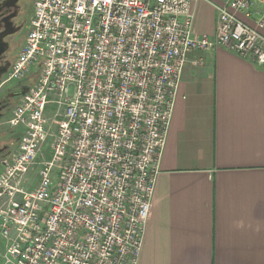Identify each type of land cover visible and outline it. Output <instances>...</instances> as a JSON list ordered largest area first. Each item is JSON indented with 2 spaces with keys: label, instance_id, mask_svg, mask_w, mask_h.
<instances>
[{
  "label": "built area",
  "instance_id": "1",
  "mask_svg": "<svg viewBox=\"0 0 264 264\" xmlns=\"http://www.w3.org/2000/svg\"><path fill=\"white\" fill-rule=\"evenodd\" d=\"M34 0L5 82L26 80L0 157L2 264H138L191 51L264 67V0Z\"/></svg>",
  "mask_w": 264,
  "mask_h": 264
},
{
  "label": "crops",
  "instance_id": "2",
  "mask_svg": "<svg viewBox=\"0 0 264 264\" xmlns=\"http://www.w3.org/2000/svg\"><path fill=\"white\" fill-rule=\"evenodd\" d=\"M203 3L210 20L195 16L194 33L215 36ZM138 264H264V67L252 59L188 54Z\"/></svg>",
  "mask_w": 264,
  "mask_h": 264
},
{
  "label": "flooded vegetation",
  "instance_id": "3",
  "mask_svg": "<svg viewBox=\"0 0 264 264\" xmlns=\"http://www.w3.org/2000/svg\"><path fill=\"white\" fill-rule=\"evenodd\" d=\"M22 1L0 0V34L7 32L4 37H0V119L6 115H11L10 113L20 97V92L29 86L26 80H9L5 82L12 61L18 55L27 34L25 22L17 19L22 8ZM8 37H12L10 43L7 42ZM5 125L8 126L6 122ZM8 130L10 128H7ZM2 145V147L0 146V157L5 155L6 152L8 153V151H5L6 149H3L5 143Z\"/></svg>",
  "mask_w": 264,
  "mask_h": 264
},
{
  "label": "rangeland",
  "instance_id": "4",
  "mask_svg": "<svg viewBox=\"0 0 264 264\" xmlns=\"http://www.w3.org/2000/svg\"><path fill=\"white\" fill-rule=\"evenodd\" d=\"M33 1L34 0H23L22 1V4H21L22 8H21L20 14L17 18L18 21L25 22V24H26L25 29H27L28 21H29L31 15H32V12H33ZM203 2L204 1L200 0L196 3V5H195V16L199 17V21H208V20H210L211 10L207 6L203 8L201 6L202 4H205ZM11 41H12V37H8L7 42L10 43ZM8 116H11V115H6L0 119V146L2 147L3 146L2 144L5 143L3 149H6L5 151L10 152V151H13L18 145L19 137H17L16 135L19 133V131H18L19 128L15 127V128H13L14 129L13 130L10 127L5 125L7 118H10ZM7 128H10V130L7 131ZM10 131H12V132L10 133ZM13 134H15V135H13ZM0 169H1V167H0ZM3 245H4V241H3L2 236L0 235V264L2 263V253L5 250Z\"/></svg>",
  "mask_w": 264,
  "mask_h": 264
},
{
  "label": "water",
  "instance_id": "5",
  "mask_svg": "<svg viewBox=\"0 0 264 264\" xmlns=\"http://www.w3.org/2000/svg\"><path fill=\"white\" fill-rule=\"evenodd\" d=\"M6 34H7V32H3V33L0 34V37H4ZM26 90H27V89L21 91V92H20V95H21V94H24V93L26 92Z\"/></svg>",
  "mask_w": 264,
  "mask_h": 264
},
{
  "label": "trees",
  "instance_id": "6",
  "mask_svg": "<svg viewBox=\"0 0 264 264\" xmlns=\"http://www.w3.org/2000/svg\"><path fill=\"white\" fill-rule=\"evenodd\" d=\"M17 137H20V132L16 135Z\"/></svg>",
  "mask_w": 264,
  "mask_h": 264
}]
</instances>
